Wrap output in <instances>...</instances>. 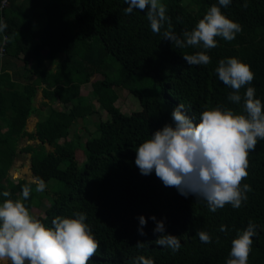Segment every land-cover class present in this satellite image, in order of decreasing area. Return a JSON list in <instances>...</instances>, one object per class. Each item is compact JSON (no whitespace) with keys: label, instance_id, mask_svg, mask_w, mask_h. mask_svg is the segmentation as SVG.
Listing matches in <instances>:
<instances>
[{"label":"trees","instance_id":"trees-1","mask_svg":"<svg viewBox=\"0 0 264 264\" xmlns=\"http://www.w3.org/2000/svg\"><path fill=\"white\" fill-rule=\"evenodd\" d=\"M161 3L169 20L160 33H154L146 12L125 13V0H0V19L7 24L0 33V203L8 198L22 200V188L29 184L32 191L23 202L30 212L42 198L52 205L44 217H37L46 226L51 227L57 216L85 213V222L100 244L89 264H135L141 255L154 264H227L232 240L249 222L257 226V234L248 264H264V140L249 153L248 177L242 184L252 191L238 209L228 204L212 212L207 201L180 195L155 172L142 175L135 164V148L172 123L171 113L180 103L195 123L202 111L217 105L243 113L247 87H254L256 98L264 103V0H231L228 7H221L242 31L230 42L216 37L217 47L207 50L202 45L176 47L164 39L163 32L183 39L213 4L219 6L218 0ZM198 51H205L211 63L189 65L183 58ZM109 55L124 67L117 82L106 73ZM230 57L249 64L255 73L252 83L240 90L239 104L228 100L233 90L215 71L220 60ZM96 74L102 78L94 93L110 117L100 119L97 136L82 142L72 134V126L96 112L93 104L82 99L83 87ZM135 76H152L159 90H138ZM114 86L136 95L142 110L122 113ZM41 88L48 101L36 106ZM48 105L50 111L43 113ZM35 113L45 116L30 132L28 119ZM75 136V143L71 142ZM25 139L39 143L21 147ZM76 147L85 152L82 164L73 153ZM23 153H31V170L36 180L45 182L44 191L37 192L34 181L11 176ZM4 191L10 197H3ZM140 216L147 219L143 236L138 231ZM158 221L164 222L163 234L179 238L178 251L155 243L162 235L154 233ZM198 230L207 232L212 242L202 243ZM138 242L144 243L142 249L136 247Z\"/></svg>","mask_w":264,"mask_h":264},{"label":"clouds","instance_id":"clouds-1","mask_svg":"<svg viewBox=\"0 0 264 264\" xmlns=\"http://www.w3.org/2000/svg\"><path fill=\"white\" fill-rule=\"evenodd\" d=\"M126 14L133 9L146 12L151 30L160 33L169 20L167 8L161 0H125ZM231 0H218L190 32L179 38L171 31H164L163 37L176 47H217L216 37L232 41L242 31V26L228 18L221 7H228ZM247 7V4L244 5ZM7 24L0 19V33ZM9 38L4 37L8 42ZM189 65H208L211 57L205 51L184 55ZM220 81L233 91L228 100L239 104L240 90L255 79L251 66L236 57L219 61L215 69ZM243 113L217 105L206 108L199 116V123L186 114L185 105L180 103L171 113L172 123L165 124L135 148V164L142 175L155 172L166 187H175L182 196L194 195L207 201L210 211L230 204L234 209L247 200L250 185L242 184L248 177L249 153L256 149L259 140H264V103L255 96V88L247 87L243 95ZM36 191L45 190L42 179L34 181ZM32 189L29 184L22 188L20 200H13L9 191L2 193L8 198L0 203V262L7 264H89L100 244L91 227L85 221V213L76 212L73 217L57 216L48 227L31 214L23 200H27ZM140 235H146L143 226L147 219L140 216ZM151 219L154 221L156 217ZM256 225H249L232 240L227 264H248L252 250ZM220 231H226L221 226ZM165 225L158 221L154 233H161L157 245L171 248L174 252L181 247L178 237L163 234ZM202 243H211V236L202 230L196 233ZM138 249L143 242L136 244ZM135 264H154V260L141 255Z\"/></svg>","mask_w":264,"mask_h":264},{"label":"rangeland","instance_id":"rangeland-1","mask_svg":"<svg viewBox=\"0 0 264 264\" xmlns=\"http://www.w3.org/2000/svg\"><path fill=\"white\" fill-rule=\"evenodd\" d=\"M107 62L110 65V70L106 72L107 76L112 81L117 82V80L121 79L124 74V67L121 64V62L115 59L114 56L112 55H109L107 57ZM55 67H56V63H52L50 65V68L54 69ZM101 78L102 77L99 74H96L92 78L91 82L87 83L82 89V99L85 100V103L93 104L94 108L96 109V112L93 115H90L85 119L80 118L76 120L75 124L72 126V134L73 135L76 134V136H79V141H82V142L88 139L90 136H94V135L97 136L99 134L98 127L100 124V119H107L110 117V114L106 110L100 107V104L97 101V96L94 93L95 84L96 82L98 83V80H100ZM133 81L136 83V87L140 91L145 90L149 93L152 90L154 93L159 90V87L155 85V80L152 76H135L133 77ZM113 90L118 93L119 97H118V100L116 101V105H117V108H119L122 113L131 114L133 112L142 110L140 99L136 97V95L130 93L128 89L126 90L122 86H118V87L114 86ZM49 107L50 105L46 107V110H44L43 113L48 114V112L50 111ZM43 116L45 115H42L41 113L39 114V117H43ZM30 117L28 119L29 121L28 129L33 131L34 130L33 122L32 123L30 122V121H33L32 120L33 118L32 117L30 118ZM76 136L72 138L71 142L75 143L76 140H73V139H75ZM36 143H39V141L37 140L27 141V139H25L22 141L21 147H24L27 144L36 145ZM73 146L75 147L74 144ZM47 148L53 150V147L49 145H47ZM76 148L77 150L73 151V153L76 159L79 161V163L82 164L84 160L86 159L85 152L80 147L79 148L76 147ZM31 156H32L31 153L21 154V156L17 159V161L15 162V164L10 170V174L13 178L15 179L25 178L28 182L36 181V178L34 177L32 170H31ZM15 167H18L20 169L15 170ZM57 184H58V181L56 180L55 186ZM50 206L52 205L50 204L49 200L47 198H42L40 199V204L38 208H32L31 212L33 213L35 217H40V216L44 217L47 214L46 212L49 211ZM0 264H3V262H0ZM7 264H11V262L9 261L7 262Z\"/></svg>","mask_w":264,"mask_h":264},{"label":"crops","instance_id":"crops-1","mask_svg":"<svg viewBox=\"0 0 264 264\" xmlns=\"http://www.w3.org/2000/svg\"><path fill=\"white\" fill-rule=\"evenodd\" d=\"M42 88L39 90V93H38V96H37V98H36V106H39L40 105V103L41 102H43V101H47V99L46 98H44L43 97V92H42ZM39 103V104H38ZM33 119V121H30L31 123L33 122V127H34V130L33 131H31V130H29L28 129V124H27V130L28 131H30V132H34L35 130H36V127H37V124H38V122H39V120H40V118L41 117H39V113H35V114H33L32 116H31ZM30 117V118H31ZM28 123H29V121H28ZM17 161V160H16ZM15 161V162H16ZM15 164V163H14ZM19 166V165H18ZM20 167V166H19ZM21 168V167H20ZM20 168H18V167H15V170H18V169H20ZM33 173V172H32ZM34 175V174H33Z\"/></svg>","mask_w":264,"mask_h":264},{"label":"water","instance_id":"water-1","mask_svg":"<svg viewBox=\"0 0 264 264\" xmlns=\"http://www.w3.org/2000/svg\"><path fill=\"white\" fill-rule=\"evenodd\" d=\"M31 166H32V164H31Z\"/></svg>","mask_w":264,"mask_h":264}]
</instances>
